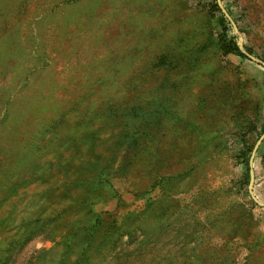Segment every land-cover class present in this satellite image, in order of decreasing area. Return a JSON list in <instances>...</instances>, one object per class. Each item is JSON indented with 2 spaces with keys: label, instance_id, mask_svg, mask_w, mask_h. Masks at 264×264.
<instances>
[{
  "label": "rangeland",
  "instance_id": "374dc122",
  "mask_svg": "<svg viewBox=\"0 0 264 264\" xmlns=\"http://www.w3.org/2000/svg\"><path fill=\"white\" fill-rule=\"evenodd\" d=\"M0 264H264V0H0Z\"/></svg>",
  "mask_w": 264,
  "mask_h": 264
},
{
  "label": "trees",
  "instance_id": "16d2710c",
  "mask_svg": "<svg viewBox=\"0 0 264 264\" xmlns=\"http://www.w3.org/2000/svg\"><path fill=\"white\" fill-rule=\"evenodd\" d=\"M225 30L223 32L222 35L219 36V47L221 49V51L224 53V54H234V55H237L241 58H246L248 55L246 54V51L241 49L240 46L238 45L237 43V40H236V35H233L232 38H225ZM137 129V128H136ZM136 129L132 128V131L130 133V135L128 134V137L131 138L133 136L137 137V132ZM248 130H251V128L249 127ZM252 150V147L249 148V151L251 152ZM245 169H246V172H245V176L248 178L249 177V170H250V164L248 162V160L246 159L245 161Z\"/></svg>",
  "mask_w": 264,
  "mask_h": 264
},
{
  "label": "water",
  "instance_id": "95a60500",
  "mask_svg": "<svg viewBox=\"0 0 264 264\" xmlns=\"http://www.w3.org/2000/svg\"><path fill=\"white\" fill-rule=\"evenodd\" d=\"M257 145H258V144H256L255 147H254V149H253L252 156H253L254 153H255V150H256V148H257ZM249 164H250V170H249V173H250L251 182H252V181H253V176H252V166H251V161L249 162ZM249 192L251 193V189H249Z\"/></svg>",
  "mask_w": 264,
  "mask_h": 264
}]
</instances>
